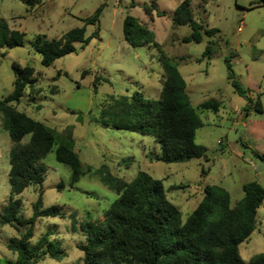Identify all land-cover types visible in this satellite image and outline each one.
Returning a JSON list of instances; mask_svg holds the SVG:
<instances>
[{
    "label": "rangeland",
    "instance_id": "1",
    "mask_svg": "<svg viewBox=\"0 0 264 264\" xmlns=\"http://www.w3.org/2000/svg\"><path fill=\"white\" fill-rule=\"evenodd\" d=\"M180 1L0 0V18L9 29L20 31L23 39L20 46L0 47V100L12 90L11 63L32 67L35 81L11 105L51 128L58 141L69 140L84 172L70 187V169L55 160L53 145L40 160L45 170L41 185H29L15 195L23 217L31 215L39 190L43 208L56 205L62 212V216L37 218L30 244L48 233L49 240L60 243L65 256L60 260L44 256L33 264H73L80 259L82 253L76 247L84 241L80 225L101 220L116 197L100 181L101 166L125 181L139 170L161 179L166 198L180 211L181 222L201 200L205 185L224 188L230 206L240 200L245 182L256 181L264 191V5L258 0H188L201 38L181 42L192 30L189 25H172V12ZM96 8H100L96 20L85 23ZM125 16L150 31L158 47L152 43L131 46L124 41ZM81 26L84 36L95 30L97 35L86 44L75 42L73 52L50 65L40 64V56L31 47L37 37L59 38ZM208 28L217 31L206 35L203 30ZM160 53L184 80L188 103L201 122L193 139L204 149V157L169 163L153 160L160 148L152 137L95 122L112 98L134 91L158 98ZM228 73L249 102L234 91ZM206 100H217V111L202 108ZM256 102L260 111L253 108ZM28 137L24 135L20 142ZM10 145L0 111V207L9 196ZM13 236L17 231L11 225L0 224L1 264L14 260L15 254L6 248ZM259 253H264V198L256 209L255 228L238 244V255L245 262Z\"/></svg>",
    "mask_w": 264,
    "mask_h": 264
},
{
    "label": "trees",
    "instance_id": "2",
    "mask_svg": "<svg viewBox=\"0 0 264 264\" xmlns=\"http://www.w3.org/2000/svg\"><path fill=\"white\" fill-rule=\"evenodd\" d=\"M258 3L264 5V0H258ZM99 11L100 8H96L84 22H94ZM171 21L173 27L189 25L192 30L189 36L180 39L181 42L200 41V25L191 17L188 0H181L175 6ZM216 31L215 28L203 30L206 35ZM122 33L123 40L131 46L145 43L157 46L150 31L131 16L123 18ZM96 35L97 30L84 36L83 26L75 27L59 38L37 37L31 47L40 56V64L48 66L54 59L73 52L75 42L86 44ZM22 43V33L9 29L0 18V47L10 48ZM207 52L208 47H205L204 55ZM158 60L162 75L157 99L146 98L139 91L130 96L112 98L99 111L95 122L152 137L160 148L159 153L151 157L153 160L169 163L204 157V149L193 139L194 131L201 126V122L188 103L184 80L161 53ZM11 70L12 90L0 100L3 126L11 141L7 171L9 196L0 207V224L11 225L17 236L10 237L6 242V248L15 254L14 260H5L2 264H33L44 256L60 260L65 251L58 241L48 239V233L30 244L36 219L62 216L60 208L56 205L43 208L42 192L39 190L31 206V215L23 217L19 214L20 199L15 195L29 185H41L45 170L40 160L53 145L55 160L70 169V187L84 172L69 140L58 141L51 128L11 105V102H18L24 88L35 81L33 68L28 65L12 62ZM228 74L237 95L249 102L244 89L232 79L231 73ZM96 80L95 77L93 81ZM200 106L217 111L219 102L206 100ZM253 108L261 110L258 102ZM26 134L29 135L27 141L21 143ZM261 158L264 159V156ZM98 172L100 181L114 191L116 197L103 211L101 220L80 225L84 241L76 247L82 255L73 264L264 263V253L253 255L247 262L238 255V244L248 238L255 228L256 209L264 198V191L256 181L241 185L243 194L232 206L224 188L205 185L201 200L181 222L180 211L166 198L161 179L141 170L129 181L109 175L102 166Z\"/></svg>",
    "mask_w": 264,
    "mask_h": 264
},
{
    "label": "water",
    "instance_id": "3",
    "mask_svg": "<svg viewBox=\"0 0 264 264\" xmlns=\"http://www.w3.org/2000/svg\"><path fill=\"white\" fill-rule=\"evenodd\" d=\"M263 164H264V161H263Z\"/></svg>",
    "mask_w": 264,
    "mask_h": 264
}]
</instances>
